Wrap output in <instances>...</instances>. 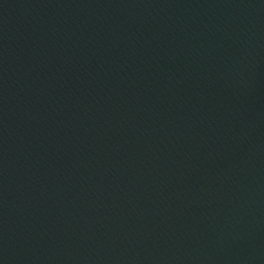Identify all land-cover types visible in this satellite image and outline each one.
<instances>
[{
	"label": "water",
	"instance_id": "1",
	"mask_svg": "<svg viewBox=\"0 0 264 264\" xmlns=\"http://www.w3.org/2000/svg\"><path fill=\"white\" fill-rule=\"evenodd\" d=\"M0 264H264V0H0Z\"/></svg>",
	"mask_w": 264,
	"mask_h": 264
}]
</instances>
